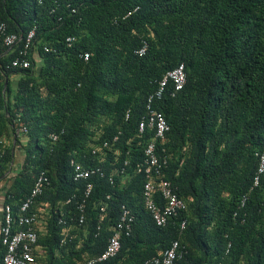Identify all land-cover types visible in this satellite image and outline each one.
I'll return each mask as SVG.
<instances>
[{
	"label": "trees",
	"instance_id": "trees-1",
	"mask_svg": "<svg viewBox=\"0 0 264 264\" xmlns=\"http://www.w3.org/2000/svg\"><path fill=\"white\" fill-rule=\"evenodd\" d=\"M0 19L22 38L7 46L0 30V185L16 230L39 215L37 264H144L175 241L179 264H264V0H0ZM32 30L30 66L14 67ZM181 64L184 88L170 83L154 106L170 126L157 143L164 172L187 210L159 226L138 167L154 132L137 134ZM73 159L95 172L76 180ZM42 173L51 185L33 198ZM124 208L134 223L101 261ZM4 254L0 240V264Z\"/></svg>",
	"mask_w": 264,
	"mask_h": 264
},
{
	"label": "built area",
	"instance_id": "built-area-1",
	"mask_svg": "<svg viewBox=\"0 0 264 264\" xmlns=\"http://www.w3.org/2000/svg\"><path fill=\"white\" fill-rule=\"evenodd\" d=\"M1 20V19H0ZM0 30L3 34H6L7 27L4 23L0 21ZM35 37V30H32L27 37L26 49L20 52V57L13 61L14 67L28 68L30 66V61L27 59L28 47ZM22 38L17 34L5 35V43L7 46H14ZM71 39H68L70 42ZM148 49V44L145 43L144 47L140 49L137 53L144 55ZM89 55L86 56V59ZM187 82V74L185 70V65L181 64L175 70L169 72L163 77L159 82V88L155 94H153L148 101L147 113L143 117L139 131L138 137L142 138L147 131L154 132V137L152 140L146 144L144 147L145 160L143 164H140L139 170L145 172L147 182L144 188V202L148 210L151 212L153 219L159 226H166L173 217L179 216L183 211L187 210V203L181 199L175 192V189L166 177L165 168L168 164L167 158H162L159 155L157 143L160 141H165L168 132L170 131V126L167 122L165 115L160 112L154 106L156 100H161L169 86L170 83L174 84L176 92L181 91ZM130 113L127 115L129 118ZM24 130H19L18 133H23ZM54 141L58 139L57 135L51 136ZM118 137L114 141H118ZM131 143V142H130ZM129 143V144H130ZM142 145V142H138ZM104 147H109L108 142L105 143ZM97 151L95 150L94 153ZM120 152L118 151V154ZM71 166L75 169V179H86L95 171L93 169H85L76 160L71 161ZM264 170V155L262 157V165L260 172ZM259 178H256L255 184L258 185ZM51 185L49 177L42 173L37 180L35 188L32 192V197L41 195L44 190ZM91 192V187L88 189V195ZM160 193V202L155 198V195ZM32 202L29 199L24 203L22 210L26 211ZM82 212L84 213V206H81ZM104 211V209H102ZM47 208L42 210V213L46 212ZM38 214H32L27 217L20 218V226L27 225L26 228H17L16 221L14 219L13 210L11 206H3V223L0 230L1 241L5 247V254L1 264H37V250L40 249L38 246ZM134 216L131 212L124 208L121 220L119 223L112 228V236L109 240V245L105 250L103 256L100 260H106L118 255L122 248V235L125 230L129 231L132 224L134 223ZM86 221V217L83 214L79 219V225H83ZM182 228H186V221L182 223ZM185 253V247H182L179 241H175L172 246L167 249L160 257H155L147 260L144 264H179L181 258Z\"/></svg>",
	"mask_w": 264,
	"mask_h": 264
},
{
	"label": "crops",
	"instance_id": "crops-1",
	"mask_svg": "<svg viewBox=\"0 0 264 264\" xmlns=\"http://www.w3.org/2000/svg\"><path fill=\"white\" fill-rule=\"evenodd\" d=\"M25 142V140H22ZM18 156L17 160L15 161V167L18 169L20 168V165L23 163V149L21 147H18L17 149ZM4 200H5V193L2 189V185H0V230L3 223V206H4ZM0 240H1V233H0Z\"/></svg>",
	"mask_w": 264,
	"mask_h": 264
},
{
	"label": "water",
	"instance_id": "water-1",
	"mask_svg": "<svg viewBox=\"0 0 264 264\" xmlns=\"http://www.w3.org/2000/svg\"><path fill=\"white\" fill-rule=\"evenodd\" d=\"M8 85V82H6V86Z\"/></svg>",
	"mask_w": 264,
	"mask_h": 264
}]
</instances>
